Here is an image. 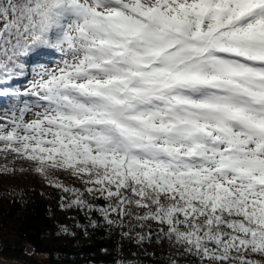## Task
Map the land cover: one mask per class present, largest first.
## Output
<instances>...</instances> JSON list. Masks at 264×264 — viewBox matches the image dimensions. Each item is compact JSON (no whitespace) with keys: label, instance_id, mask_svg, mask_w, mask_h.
<instances>
[{"label":"snow or ice","instance_id":"obj_1","mask_svg":"<svg viewBox=\"0 0 264 264\" xmlns=\"http://www.w3.org/2000/svg\"><path fill=\"white\" fill-rule=\"evenodd\" d=\"M21 177L72 264H264V0H0Z\"/></svg>","mask_w":264,"mask_h":264},{"label":"trees","instance_id":"obj_2","mask_svg":"<svg viewBox=\"0 0 264 264\" xmlns=\"http://www.w3.org/2000/svg\"><path fill=\"white\" fill-rule=\"evenodd\" d=\"M21 178H27V181ZM21 178L13 183L35 186L37 192L28 193L31 203L24 206L11 205L0 195V261L7 264H72L62 257L71 253L75 242L55 235L56 222L48 215L52 201L38 194L39 184L32 177ZM4 190L0 184V194ZM55 216L65 223H71L59 211ZM93 243L99 241L94 240ZM25 249L28 251L25 252ZM101 259L106 258L97 257V260ZM75 264H82V261L77 258Z\"/></svg>","mask_w":264,"mask_h":264},{"label":"rangeland","instance_id":"obj_3","mask_svg":"<svg viewBox=\"0 0 264 264\" xmlns=\"http://www.w3.org/2000/svg\"><path fill=\"white\" fill-rule=\"evenodd\" d=\"M21 179H23V180H26V181H27V178H21ZM0 264H7V263H4V262H1V261H0Z\"/></svg>","mask_w":264,"mask_h":264}]
</instances>
